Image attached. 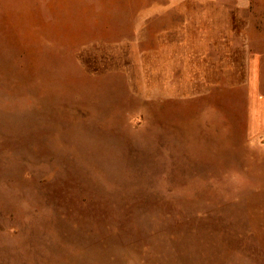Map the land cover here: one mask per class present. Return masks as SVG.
I'll use <instances>...</instances> for the list:
<instances>
[{"label": "rangeland", "instance_id": "1", "mask_svg": "<svg viewBox=\"0 0 264 264\" xmlns=\"http://www.w3.org/2000/svg\"><path fill=\"white\" fill-rule=\"evenodd\" d=\"M209 51L201 0H0V264H264V145Z\"/></svg>", "mask_w": 264, "mask_h": 264}, {"label": "crops", "instance_id": "2", "mask_svg": "<svg viewBox=\"0 0 264 264\" xmlns=\"http://www.w3.org/2000/svg\"><path fill=\"white\" fill-rule=\"evenodd\" d=\"M251 8L254 0H201V56L210 58L214 49L215 64L237 66L236 78L245 85L238 103L244 106L247 136L264 145V50L254 48V31L245 18L253 15Z\"/></svg>", "mask_w": 264, "mask_h": 264}]
</instances>
